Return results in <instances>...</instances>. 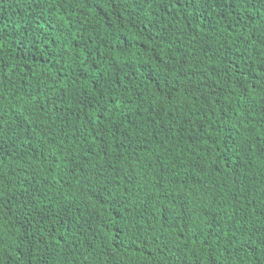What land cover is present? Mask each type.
I'll use <instances>...</instances> for the list:
<instances>
[{"label": "trees", "instance_id": "trees-1", "mask_svg": "<svg viewBox=\"0 0 264 264\" xmlns=\"http://www.w3.org/2000/svg\"><path fill=\"white\" fill-rule=\"evenodd\" d=\"M0 264H264V0H0Z\"/></svg>", "mask_w": 264, "mask_h": 264}]
</instances>
